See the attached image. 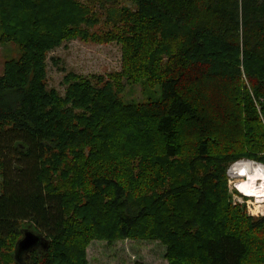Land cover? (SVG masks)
Masks as SVG:
<instances>
[{"label": "trees", "instance_id": "trees-1", "mask_svg": "<svg viewBox=\"0 0 264 264\" xmlns=\"http://www.w3.org/2000/svg\"><path fill=\"white\" fill-rule=\"evenodd\" d=\"M123 1L0 0L1 40L21 50L0 76V264H19L30 224L51 244L25 264L138 237L171 264H264V216L227 188L231 163L264 162V0ZM75 38L118 41L122 68L69 72L61 94L48 54Z\"/></svg>", "mask_w": 264, "mask_h": 264}, {"label": "rangeland", "instance_id": "rangeland-1", "mask_svg": "<svg viewBox=\"0 0 264 264\" xmlns=\"http://www.w3.org/2000/svg\"><path fill=\"white\" fill-rule=\"evenodd\" d=\"M122 5L135 9V4L132 1L124 0ZM1 38L0 27V76L4 74V66L7 60L18 59L21 55L20 47L15 42L2 41ZM122 59V45L116 40L99 43L93 40L86 41L75 38L65 41L60 47L48 54V86L57 89L61 94H65L66 85L63 81L67 73L75 72L84 76L110 74L121 70ZM243 78L249 85L247 77L243 75ZM125 96L128 99L140 98L142 96L141 86L138 84L129 86ZM256 105L260 112L261 106L258 102ZM236 161L248 164L249 174L258 164L264 165V162L246 156ZM235 162L231 163L227 169V188L230 201L233 205L241 206L243 212L251 218L264 216H253L248 211L256 198L247 197L249 195L245 196L246 194L242 192L245 194L243 195L234 186L229 191V180L239 183L246 179V177L238 176L234 171H231ZM1 181L2 178L0 177V193ZM256 184L259 185L260 181H256ZM21 237L22 233L20 232L16 241ZM13 249L15 250V246ZM85 259L87 264H171L168 257V245L158 238H119L113 241L93 238L85 247Z\"/></svg>", "mask_w": 264, "mask_h": 264}, {"label": "clouds", "instance_id": "clouds-1", "mask_svg": "<svg viewBox=\"0 0 264 264\" xmlns=\"http://www.w3.org/2000/svg\"><path fill=\"white\" fill-rule=\"evenodd\" d=\"M231 170L238 176L246 177V179L239 183H234L232 180H229V191H231L232 186H234L237 190L246 195L255 196L256 200L248 211L253 216L264 215V165L258 164L252 169L251 174H249V165L242 161H236L232 165ZM256 181H260L258 187Z\"/></svg>", "mask_w": 264, "mask_h": 264}, {"label": "water", "instance_id": "water-1", "mask_svg": "<svg viewBox=\"0 0 264 264\" xmlns=\"http://www.w3.org/2000/svg\"><path fill=\"white\" fill-rule=\"evenodd\" d=\"M22 237L17 241L13 257L19 264H25L31 257V252L40 250L47 252L50 248L51 240L43 233L38 232L33 225L24 226L21 229Z\"/></svg>", "mask_w": 264, "mask_h": 264}, {"label": "flooded vegetation", "instance_id": "flooded-vegetation-1", "mask_svg": "<svg viewBox=\"0 0 264 264\" xmlns=\"http://www.w3.org/2000/svg\"><path fill=\"white\" fill-rule=\"evenodd\" d=\"M35 251H37V252H41L40 250H35ZM35 251L31 252V254L35 253Z\"/></svg>", "mask_w": 264, "mask_h": 264}, {"label": "bare ground", "instance_id": "bare-ground-1", "mask_svg": "<svg viewBox=\"0 0 264 264\" xmlns=\"http://www.w3.org/2000/svg\"><path fill=\"white\" fill-rule=\"evenodd\" d=\"M232 171V170H231ZM233 172V171H232ZM257 185V187L259 186L258 184H256Z\"/></svg>", "mask_w": 264, "mask_h": 264}]
</instances>
